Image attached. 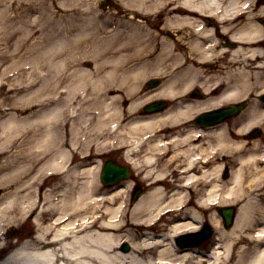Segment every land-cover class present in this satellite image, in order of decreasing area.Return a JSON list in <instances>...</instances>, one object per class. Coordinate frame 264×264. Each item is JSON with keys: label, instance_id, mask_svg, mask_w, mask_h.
<instances>
[{"label": "bare ground", "instance_id": "bare-ground-1", "mask_svg": "<svg viewBox=\"0 0 264 264\" xmlns=\"http://www.w3.org/2000/svg\"><path fill=\"white\" fill-rule=\"evenodd\" d=\"M96 5L0 0V254L15 246L0 264H264V0ZM152 76L162 84L142 93ZM158 98L170 106L138 116ZM240 102L224 123H196ZM165 139L187 169L170 195L153 167ZM115 145L142 176L105 189L99 160L80 162ZM231 206L226 229L217 208ZM207 214L213 242L180 249Z\"/></svg>", "mask_w": 264, "mask_h": 264}, {"label": "flooded vegetation", "instance_id": "flooded-vegetation-1", "mask_svg": "<svg viewBox=\"0 0 264 264\" xmlns=\"http://www.w3.org/2000/svg\"><path fill=\"white\" fill-rule=\"evenodd\" d=\"M162 83V80H158V86L153 88L156 89L158 88ZM153 89H146V87L142 88V93H146L150 90ZM127 103L125 102L124 105H126ZM170 106L169 101L166 102V107L158 112H162L164 110H166L168 107ZM153 114V113H152ZM152 114H148V115H138L141 117H148L151 116ZM200 125V124H198ZM201 126H205V125H201ZM171 128L168 126H162L157 128V133H160L162 135H168L171 133ZM252 135V134H251ZM148 141V137L144 138L143 142L147 143ZM164 148L160 151L159 154H157V156L155 157V163L153 165L154 170H160L163 171V176L159 179L158 183L161 185V187L163 188V190L168 193V195H170L172 192H174L178 187H180V185H182L184 183L183 178L186 176V167L185 164L186 162L184 161V158L182 157V155L184 154V149L181 146H177V145H173L171 143H169V141L167 139H165L164 141ZM144 150V148H142V151ZM102 159V160H106L107 158H114L111 154H99L98 156L93 157L90 156V158H88L87 160H84L82 162H80L79 160L74 161L75 164L77 162H80V165H90L92 164L94 161L98 160V158ZM115 159V158H114ZM183 166V168H182ZM199 166H201V164H199ZM130 168V179L129 180H133L134 178H137L138 180L140 179L139 177H141L142 175H139V172H137L136 170H134L131 166H129ZM224 178L228 177V171L226 172V174L223 176ZM182 183V184H181ZM147 184V182L142 181L141 182V187L140 188V194L139 196H141L143 194V192L145 191L144 187ZM202 185V184H201ZM202 188V187H201ZM135 189V188H134ZM134 189L131 192V195L134 192ZM186 192H190L192 189L189 186L185 187ZM201 191H200V195H201ZM193 197H195V194H192ZM192 195H190L192 197Z\"/></svg>", "mask_w": 264, "mask_h": 264}, {"label": "water", "instance_id": "water-1", "mask_svg": "<svg viewBox=\"0 0 264 264\" xmlns=\"http://www.w3.org/2000/svg\"><path fill=\"white\" fill-rule=\"evenodd\" d=\"M161 106L162 104L155 103L149 105V107L146 110L151 111V109L158 108ZM243 107H244V103L236 106L224 108L219 111L208 112L199 116L197 118V122L204 124L222 122L226 118L237 114ZM127 177H128V171L125 167H121L115 162L108 161L102 167L100 180L104 184L112 185L117 183L119 180L125 179ZM217 211L219 212V214L223 219L224 226L226 228H230L233 223L235 208L219 207ZM210 235H211V229L210 227H208V225H205L201 232L183 235L180 238H178L177 242L181 247L198 246L202 241L206 240ZM125 249L127 250L128 246H126Z\"/></svg>", "mask_w": 264, "mask_h": 264}, {"label": "rangeland", "instance_id": "rangeland-1", "mask_svg": "<svg viewBox=\"0 0 264 264\" xmlns=\"http://www.w3.org/2000/svg\"><path fill=\"white\" fill-rule=\"evenodd\" d=\"M64 1H66L67 3H69L70 5H72V6H70L69 8L71 9V8H76V7H80L79 6V3L80 2H82V3H96L97 5H96V7L97 8H100V11H102V12H104V13H108V12H112V11H114V8L111 6H108V8H104L105 6H106V4L104 5V1L103 0H98V1H96V0H64ZM112 1H114V0H112ZM113 8V9H112ZM82 9V7H80V10ZM83 10V9H82ZM157 78H159V77H157ZM147 79V78H146ZM247 105H248V103H246ZM79 106V109H78V111H82V110H84L85 111V109L87 108V105L86 104H84V105H81V104H79L78 105ZM88 112V111H87ZM86 132L84 133V131H83V134H85V137L87 136V135H89V134H91L90 132L88 133V130H85ZM261 137H263L264 138V136H261ZM263 138L261 139V141H263ZM82 144V146L81 147H83V143L81 142V141H79V144H78V146H80ZM94 148H95V146H90L89 147V152L87 153V154H89L90 156H95L97 153H95V151H94ZM105 150L107 151V150H109V152L108 153H111L112 154V156L117 160V162H119L120 164H126L125 163V161H124V159H123V157H122V152H121V150H120V148L117 146V145H115V146H111V147H109L108 149H104V151L103 152H105ZM101 152V151H100ZM99 152V153H100ZM103 162V161H102ZM53 180H49L48 182H47V185L48 184H50L51 182H52ZM100 183V182H99ZM100 185H102V184H100ZM103 186V185H102ZM104 188L106 189L107 187H105L104 186ZM108 189V188H107ZM192 197H193V195H192ZM129 198V197H128ZM263 198H264V196H263ZM130 199V198H129ZM209 218V216H208V214L206 215V216H204V221L206 220V223H208L210 226H211V224L207 221V219ZM203 221V222H204ZM203 224V223H202ZM202 224L200 225V227L202 226ZM212 227V226H211ZM222 227L224 228V226H223V224H222ZM213 228V227H212ZM33 229V225H32V223H30V222H28V223H26L25 225H24V227H23V229H22V231H20V233H27V232H31V230ZM199 229H201V228H199ZM213 230H214V228H213ZM6 232V231H5ZM8 234H9V232H8ZM7 233H6V236L8 235ZM10 238H9V240L8 241H10V242H12V243H14V242H16V240H17V235H16V233L13 235V236H9ZM213 242V236L208 240V241H206V242H204L202 245H200L199 247H197V249L198 250H202V249H204V250H206L208 247H209V245L211 244ZM127 243V242H126ZM121 245L120 246H123L125 243L122 241L121 243H120ZM128 244V243H127ZM129 245V244H128ZM13 249H15V246L13 245V246H10L8 249H6L3 253H1L0 254V259H2L3 257H5V255H7L11 250H13Z\"/></svg>", "mask_w": 264, "mask_h": 264}]
</instances>
